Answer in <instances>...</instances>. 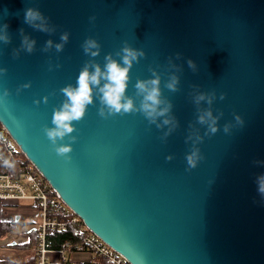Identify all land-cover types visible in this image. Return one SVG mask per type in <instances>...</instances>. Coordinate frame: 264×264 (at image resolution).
<instances>
[{
	"label": "water",
	"instance_id": "water-1",
	"mask_svg": "<svg viewBox=\"0 0 264 264\" xmlns=\"http://www.w3.org/2000/svg\"><path fill=\"white\" fill-rule=\"evenodd\" d=\"M32 6L54 31L23 22ZM4 22L12 40L0 42V67L7 69L0 74V124L86 227L132 264H264V198L256 184L264 165L254 163L264 160V0H0ZM20 28L36 45L16 57ZM64 32L61 52L43 51ZM89 37L100 45L96 57L83 51ZM125 43L145 53L130 70L127 94L135 96L137 79L156 69L177 126L162 140L171 125H149L139 112L101 117L94 95L73 122L71 159L58 156L43 126L64 100L60 89L76 83L86 62L103 65L109 53L118 59ZM173 73L177 92L164 87ZM201 92H215L212 105L193 102ZM209 107L219 116L214 135L197 121L198 109ZM197 137L203 159L188 170Z\"/></svg>",
	"mask_w": 264,
	"mask_h": 264
},
{
	"label": "clouds",
	"instance_id": "clouds-1",
	"mask_svg": "<svg viewBox=\"0 0 264 264\" xmlns=\"http://www.w3.org/2000/svg\"><path fill=\"white\" fill-rule=\"evenodd\" d=\"M94 19V17L92 18ZM23 22L33 29L40 32H52L54 27L49 24V18L46 17L37 7H27L24 10ZM21 36V43L19 49H13V55L18 57L20 51L32 53L35 50L36 40L25 33L23 28L19 29ZM69 34L64 32L60 36V42L54 43L49 39L46 41L43 51L47 52L53 47L56 52H61L64 44L67 43ZM12 37L9 32V25L7 22L0 23V42L7 45L10 44ZM85 55L96 57L100 52V45L97 40L93 38H86L83 45ZM117 58H113L109 53L104 58V64L86 62L81 68L77 77L76 83H69L60 89L64 96V100L59 106L53 109L51 118V126L45 124L43 132L51 143L54 151L58 156L70 160V153L73 149V143L77 141L78 137L71 135L76 131L74 121H80L86 114L88 105L94 102V95L99 96L100 104L99 115L101 117L124 115L127 113H141L148 121L149 125L155 124L157 128H163L166 125H171L161 137L162 140H167L173 129L177 126L175 118L170 115L173 104L163 95L161 87L162 77L156 69L149 68L151 76L148 78H139L135 83V96L127 94L128 82L130 80V70L134 63H138L140 58L145 55L142 49L138 50L129 46L127 43L122 47L117 54ZM177 58L180 54L177 53ZM188 67L196 70L195 63L189 59L187 61ZM7 71L6 68L0 67V74ZM180 79L176 74H171L169 79L164 82V87L171 92L179 90ZM30 86V82L23 84L22 88ZM20 89H17L19 91ZM8 95V90L5 89L4 96ZM139 98V103L136 99ZM215 92L211 94L199 93L193 98L196 105L206 101L208 105H212L215 99ZM221 100L224 99V94L221 93ZM39 103L38 101H35ZM46 102V101H45ZM107 110V111H105ZM197 121L201 125H207V134L214 135L217 132V122L219 116H214L211 108L199 111L198 109ZM222 116L223 113L221 112ZM235 120L240 125L244 121L240 115L235 116ZM158 121H160L158 123ZM225 133L229 131V125L224 127ZM65 137L71 143H60ZM199 137L193 142V147L190 152L186 154V162L188 170L197 167L198 162L203 159L200 150L195 145L200 142ZM173 157L169 155L167 160ZM8 162L5 161V164ZM257 165H264V160L254 161ZM257 192L264 198V173L256 177Z\"/></svg>",
	"mask_w": 264,
	"mask_h": 264
},
{
	"label": "built area",
	"instance_id": "built-area-1",
	"mask_svg": "<svg viewBox=\"0 0 264 264\" xmlns=\"http://www.w3.org/2000/svg\"><path fill=\"white\" fill-rule=\"evenodd\" d=\"M22 155L0 124V220L15 221L17 215L19 225L3 237L4 244L25 242L26 232L32 230L30 264H132L86 227ZM17 201L31 202L27 215L10 212ZM57 239L60 244L54 246Z\"/></svg>",
	"mask_w": 264,
	"mask_h": 264
},
{
	"label": "rangeland",
	"instance_id": "rangeland-1",
	"mask_svg": "<svg viewBox=\"0 0 264 264\" xmlns=\"http://www.w3.org/2000/svg\"><path fill=\"white\" fill-rule=\"evenodd\" d=\"M30 204L31 202H28V201H17L14 204L13 210H11L10 212H15V214L16 212L20 214L22 210H29L30 212V209H29ZM10 220L14 221L13 218H11ZM18 226L19 225L16 224L15 222L14 228L8 231L7 233L9 232L11 233V231L17 229ZM4 236L0 238V260H1L0 264H30L28 262V254H29L28 250L18 248L17 246H11V245L4 244L3 242Z\"/></svg>",
	"mask_w": 264,
	"mask_h": 264
},
{
	"label": "trees",
	"instance_id": "trees-1",
	"mask_svg": "<svg viewBox=\"0 0 264 264\" xmlns=\"http://www.w3.org/2000/svg\"><path fill=\"white\" fill-rule=\"evenodd\" d=\"M22 157H23V160L26 161L24 155H22ZM14 226H15V221H2V220H0V238L2 236H4L8 231H10L11 229H13ZM26 235H27V240L25 242L18 243L16 245L18 248L28 250V249H30V248L33 247L34 240H33L32 230L26 232ZM60 235L64 236L65 234L62 233ZM59 240L60 239L55 240L53 242V245L54 246H59V244H60ZM0 262H1V260H0Z\"/></svg>",
	"mask_w": 264,
	"mask_h": 264
},
{
	"label": "crops",
	"instance_id": "crops-1",
	"mask_svg": "<svg viewBox=\"0 0 264 264\" xmlns=\"http://www.w3.org/2000/svg\"><path fill=\"white\" fill-rule=\"evenodd\" d=\"M21 213L24 214V215H27V213H29V210H22Z\"/></svg>",
	"mask_w": 264,
	"mask_h": 264
}]
</instances>
